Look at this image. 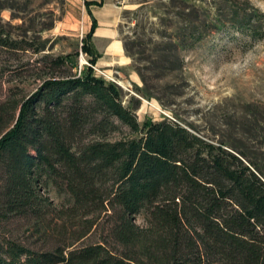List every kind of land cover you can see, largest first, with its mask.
I'll return each instance as SVG.
<instances>
[{
	"label": "trees",
	"instance_id": "trees-1",
	"mask_svg": "<svg viewBox=\"0 0 264 264\" xmlns=\"http://www.w3.org/2000/svg\"><path fill=\"white\" fill-rule=\"evenodd\" d=\"M101 2L84 1L87 39L97 26L89 8ZM182 2L172 29L181 46L210 26ZM245 12L211 26L250 30L257 16ZM27 50L43 47L0 26V66L1 52ZM82 50L99 57L87 40ZM48 63L28 96L8 89L0 100V264H264V151L167 118L139 123L115 82L90 67L72 74L61 56Z\"/></svg>",
	"mask_w": 264,
	"mask_h": 264
},
{
	"label": "rangeland",
	"instance_id": "rangeland-1",
	"mask_svg": "<svg viewBox=\"0 0 264 264\" xmlns=\"http://www.w3.org/2000/svg\"><path fill=\"white\" fill-rule=\"evenodd\" d=\"M84 1L0 0L2 30L43 47L39 53L1 52L5 72L0 100L8 89L16 98L28 96L40 84L38 77L50 71L37 68L61 56L72 64V74L90 67L118 84L125 105L137 102L139 123L167 118L210 139H240L253 151H264V0H190L197 17L210 26L200 41L183 46L181 35L172 36L186 8L182 0H101L102 6L89 8L97 27L88 39L92 22ZM237 10L257 16L250 30L211 26L216 15L226 20ZM86 40L99 57L82 50ZM116 41L119 52L111 48ZM125 44L134 58L125 52ZM52 70L68 72L64 67ZM47 196L54 203L62 200L51 189ZM136 223H142L141 217Z\"/></svg>",
	"mask_w": 264,
	"mask_h": 264
},
{
	"label": "crops",
	"instance_id": "crops-1",
	"mask_svg": "<svg viewBox=\"0 0 264 264\" xmlns=\"http://www.w3.org/2000/svg\"><path fill=\"white\" fill-rule=\"evenodd\" d=\"M88 1H96V0H88ZM101 6H102V4H101ZM99 36H101V35H99ZM111 48L114 52H119L121 50V45L118 41H116L115 43L113 42V44H111Z\"/></svg>",
	"mask_w": 264,
	"mask_h": 264
}]
</instances>
